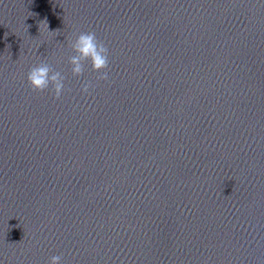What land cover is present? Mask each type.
I'll use <instances>...</instances> for the list:
<instances>
[{
    "label": "clouds",
    "instance_id": "obj_1",
    "mask_svg": "<svg viewBox=\"0 0 264 264\" xmlns=\"http://www.w3.org/2000/svg\"><path fill=\"white\" fill-rule=\"evenodd\" d=\"M72 55L68 58L71 73L74 77H83L86 64H90L93 71L98 73L97 80H109V48L100 41L95 32H79L75 39L69 41ZM27 80L33 91L50 90L55 99H60L66 90L65 75L48 63L41 62L31 67L27 73ZM94 88L91 81H82L81 91L90 94ZM62 256L50 257L49 264H61Z\"/></svg>",
    "mask_w": 264,
    "mask_h": 264
}]
</instances>
